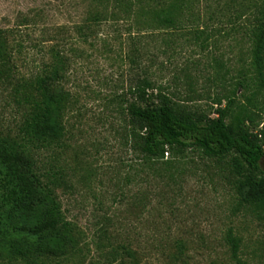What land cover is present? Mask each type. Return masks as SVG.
Segmentation results:
<instances>
[{
  "label": "rangeland",
  "instance_id": "374dc122",
  "mask_svg": "<svg viewBox=\"0 0 264 264\" xmlns=\"http://www.w3.org/2000/svg\"><path fill=\"white\" fill-rule=\"evenodd\" d=\"M169 9L176 26L156 19ZM262 24L264 0H0V134L27 135L28 98L51 49L69 59L64 132L29 144L76 247L38 264H264V208L242 199L233 156L190 149L146 161L128 115L131 88L148 77L203 114L216 116L232 97L229 122L248 111L253 129L262 128L264 85L253 58ZM230 233L240 240L237 257Z\"/></svg>",
  "mask_w": 264,
  "mask_h": 264
},
{
  "label": "trees",
  "instance_id": "16d2710c",
  "mask_svg": "<svg viewBox=\"0 0 264 264\" xmlns=\"http://www.w3.org/2000/svg\"><path fill=\"white\" fill-rule=\"evenodd\" d=\"M102 12L92 18L100 21ZM158 23L177 24L176 10L156 12ZM254 65L259 86L264 85V24L254 32ZM6 38L0 29V60L6 61ZM69 59L53 47L47 72L36 80L29 95L31 109L25 120L27 135L22 138L0 134V260H40L64 256L76 247L74 227L63 213L50 184L36 169L29 142L36 137L50 144L64 132V116L70 94L61 81ZM240 87L244 85L239 82ZM157 90V91H156ZM134 100L128 106L133 124V147L146 161L164 159L166 154L182 155L198 149L211 158L233 156V165L242 178V199L264 208V125L253 129V115L245 111L229 122L234 98L215 109L216 116L192 111L158 89L148 77L131 88ZM33 137V138H32ZM234 256L240 240L228 236ZM239 264H244L239 261Z\"/></svg>",
  "mask_w": 264,
  "mask_h": 264
}]
</instances>
